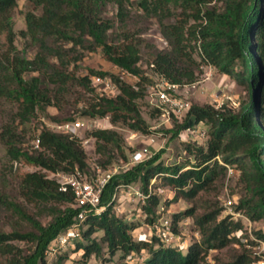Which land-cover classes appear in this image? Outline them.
Wrapping results in <instances>:
<instances>
[{
    "label": "trees",
    "instance_id": "16d2710c",
    "mask_svg": "<svg viewBox=\"0 0 264 264\" xmlns=\"http://www.w3.org/2000/svg\"><path fill=\"white\" fill-rule=\"evenodd\" d=\"M33 1L42 12L37 14L30 10L25 15L27 27L21 33L37 47L34 57H28L16 52L13 11L18 0H0V32L7 33L10 47L7 55L0 56V97L7 96L19 103L20 123L28 122L38 109H46L48 105L63 108L70 102L75 85L87 91L95 90L90 75L78 76L70 70V65L78 60L74 56L75 48L89 42L91 49L102 47L110 61L140 80L131 83L119 74L92 70L93 75H111L118 92L112 97L92 98L81 114L89 118L110 116L112 124L149 133L150 125L139 103L145 98L142 84L147 79L140 66L141 43L129 35L113 43L110 31L114 22L102 15L103 5L115 3L119 15L123 16L125 0ZM141 5L158 14L161 34L168 42L160 49L156 47L149 62L155 74L173 83H194L199 79L197 69L201 63L208 64L244 83L249 99L236 110L192 103L184 119L174 117L173 138L188 127L202 123L207 127V145H186L193 160L187 158L183 162L166 164L161 160V150L115 174L102 195L101 204L106 209L100 215L90 214L80 225L86 243L76 247L84 250L83 257L87 260L92 256L101 257L106 247L112 256L117 251L130 256L147 250L146 264H200L210 249L224 248L238 241L235 232L243 228V222L231 215L220 218L224 209L216 201H210L202 212L198 210L200 193L209 190L217 175L225 170L219 158L225 163H237L251 194L239 199L236 210H244L252 219L264 217V0H144ZM169 17L173 19L165 20ZM68 43L72 46L67 47ZM35 72L38 74H31ZM54 119L62 120L57 116ZM16 129L7 125L1 133L12 160L24 158L51 172L68 173L89 166L80 138L44 127L38 135L40 147L29 149L21 145ZM89 135L95 138L97 151L108 154L107 159H98L99 164H110L116 157V150L127 159L123 137L117 130L98 128ZM155 176H162L163 184L175 190V199L193 203L174 215V231L182 217L192 216L202 233L203 239L193 243L187 252L179 247L165 246L156 237L150 241H136L132 225L115 210L113 197L118 187L140 181L143 190L150 194L145 209L148 214H155L159 198L156 193H150ZM20 185L28 200L50 208L53 220L43 224L22 204L9 201L8 206L33 230L15 228L8 231L0 227V258L6 259L8 264H46V251L51 243L78 221L82 209L75 206L72 191L60 190L59 182L42 170L27 172ZM149 221L154 223L152 218ZM100 230L104 232L102 238L93 237ZM258 237L264 239V234L260 232ZM16 240L35 243L34 251L23 254L22 248L14 243ZM252 261L246 250L224 264H250Z\"/></svg>",
    "mask_w": 264,
    "mask_h": 264
},
{
    "label": "rangeland",
    "instance_id": "374dc122",
    "mask_svg": "<svg viewBox=\"0 0 264 264\" xmlns=\"http://www.w3.org/2000/svg\"><path fill=\"white\" fill-rule=\"evenodd\" d=\"M144 0H125L124 15H119V7L115 3L103 5L102 15L105 18L113 20L114 27L111 29L110 40L117 43L129 35L141 43L140 66L146 80L142 84L145 88V98L140 99V107L144 117L147 119L150 127L149 133L143 134L135 130H131L121 124H112L110 116L104 118H89L81 114L82 108L88 105L92 98H99L103 93L105 83L99 81V78L106 80L111 75L101 77L93 75L92 70L106 71L111 74H119L128 82L136 83L140 80L138 76L122 70L109 60L102 47L91 49L89 42L85 45H78L74 56L78 60L70 65V70L78 76L90 75L92 85L95 88L93 92L87 91L83 86L75 85L72 89L73 95L70 102L66 103L63 108L55 105H48L46 109L37 110L28 122L20 123L17 115L19 103L7 96L0 97V227L11 231L15 228L21 230H33V227L24 219H22L13 209L8 206L9 201L22 204L26 210L38 218L43 224H48L53 220V214L50 208L39 202L28 200L21 190V179L27 172L42 170L46 172L50 178L58 180L59 177L54 176V172L42 169L35 164L27 162L24 158L12 160L7 152V146L1 138L5 126L13 125L17 127V134L20 136L21 145L24 148L34 149V141L38 138L39 132L44 127L52 129L53 124L62 123L69 120H80L84 123L78 133L74 136L82 141L87 154V166L84 171L88 175L93 174L90 170L93 164H99L98 159H107L108 154L99 153L96 149V140L89 134L94 129L109 128L117 130L123 137L125 143V154L127 159L123 157L118 150L115 151L116 157L110 164L101 165L103 169L117 170L118 173L126 170V164L131 160L134 152L148 148V154L155 155L163 150L161 160L166 164H175L183 162L193 157L188 154L186 145L189 143L207 145V135L199 132L189 134L186 130L180 136L173 138L171 129L174 127V118L167 120L161 114V111L151 102L149 90L157 80V74L149 66V62L154 56L156 47L165 46L162 42L161 26L158 14L145 10L141 2ZM173 10H176L172 6ZM34 11L37 14L42 12L33 0H18V6L13 11L14 30L16 32L15 46L17 53L34 57L37 47L32 41L25 37L21 32L26 29L25 15L28 11ZM179 11V9H177ZM173 17L166 18L170 21ZM67 47L72 46L71 43L66 44ZM9 42L6 32H0V56L8 53ZM199 60L198 56H195ZM198 80L196 86L190 87L188 92L184 91L187 98L192 103L205 104L209 103L222 110L238 109L241 104L248 101L249 90L244 83H239L236 78L220 73L211 65L203 64L197 69ZM31 74H38L37 72ZM115 82V81H114ZM53 87V85H51ZM54 116L62 119L57 121ZM74 119H68V117ZM185 117H183L184 119ZM201 128L207 127L203 124ZM53 130V129H52ZM138 135H134V133ZM36 149V148H35ZM152 156V157H153ZM220 163L225 165V170L219 173L215 178L209 190L202 191L198 197V210L202 212L210 203V201L218 202L224 209L220 218L233 216L235 220L243 222V228L235 232L238 241H233L227 247L220 249H210L203 262L200 264H224L231 262L234 257L248 250L253 259L250 264H264V239L259 238L258 234H264V217L252 219L244 211H237L235 206L241 197H249L251 194L246 188V184L241 176V170L236 162H223L219 158ZM75 171V170H74ZM61 173H66L60 171ZM73 172V171H72ZM68 172V173H72ZM159 186H156V185ZM132 188L129 190L124 185L118 187V198L115 200V210L129 224L132 225V235L136 241H150L154 237L162 240L155 235L153 224L160 218H169L172 221V229L174 224L175 213L182 212L193 206V203L185 199H175V190L163 184L162 176H155L150 184V191L156 193L159 202L156 205V213L148 214L145 206L148 205V199L143 200L134 190L144 192L140 181L130 183ZM231 200V203L228 201ZM65 207V205H61ZM149 218L154 219V223H150ZM177 238L175 244L184 252L190 248L195 242L203 239L202 233L196 225L192 216H184L177 223V231H174ZM104 235L102 230L93 234V237L101 239ZM23 250V254L32 253L35 243L25 240L14 241ZM86 243L83 231L76 235L70 244L61 245L54 240L49 249L46 251V264H146L149 253L147 250L135 252L133 255L126 256L122 251H117L114 256L110 255L105 247L101 257L92 256L90 259L83 257V249L77 248V244ZM163 243V242H162ZM106 246V245H105ZM107 260V261H106ZM0 264H8L6 259L0 258Z\"/></svg>",
    "mask_w": 264,
    "mask_h": 264
},
{
    "label": "built area",
    "instance_id": "2783aa9c",
    "mask_svg": "<svg viewBox=\"0 0 264 264\" xmlns=\"http://www.w3.org/2000/svg\"><path fill=\"white\" fill-rule=\"evenodd\" d=\"M162 42L165 46L168 45L167 40L162 38ZM105 83L102 95L107 97H112L118 92V87L115 82L110 78L103 80L98 79ZM197 82V81H196ZM196 82L187 84L173 83L164 76L157 74V80L155 84L149 90L151 95V102L161 111V114L166 117L169 121L174 117L183 119L191 108L192 102L187 98L184 91L189 90L190 87L196 86ZM202 123L188 127L186 131L189 134L200 133L202 135H207V130L200 127ZM84 126L80 120H69L62 123H55L52 129L57 132L69 133L71 135H76L78 130ZM138 135V133H134ZM34 147H40V139L37 138L34 141ZM153 155L148 154V148L143 150H138L133 153L131 160L126 164L130 167L136 163L143 162ZM93 174L88 175L87 171L80 168H76L72 173H61L54 172L55 177L58 178L60 184V190L62 191H72L75 198V206L82 209L79 219L74 223L71 228L59 236L56 241L61 245L70 244L76 235H79L80 225L87 219L90 214L100 215L106 206L102 205V195L107 184L111 178L117 174V170L113 169H103L99 164H93L91 169ZM129 190L132 188L130 184H124ZM136 194L146 201L149 197V193L141 192L140 190H134ZM152 191H150L151 193ZM118 198V191L115 193L113 199ZM231 203V200L228 201ZM153 230L155 235L158 236L165 246H174L176 242V234L172 229V221L169 218H160L159 221L153 224Z\"/></svg>",
    "mask_w": 264,
    "mask_h": 264
}]
</instances>
